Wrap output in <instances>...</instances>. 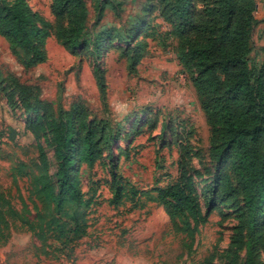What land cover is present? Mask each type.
Returning <instances> with one entry per match:
<instances>
[{
    "label": "rangeland",
    "instance_id": "374dc122",
    "mask_svg": "<svg viewBox=\"0 0 264 264\" xmlns=\"http://www.w3.org/2000/svg\"><path fill=\"white\" fill-rule=\"evenodd\" d=\"M33 12L54 31L56 19L52 0H26ZM88 22L83 39L87 45L73 51L54 36L44 45L45 61L29 66L24 51H13L0 36V191L20 209L32 206L35 179L40 174L39 148L43 149L47 173L56 182L57 159L51 140L54 123L77 102L86 122L105 127L110 144L101 142L100 156L91 166L75 163L80 189L89 202L85 211L86 234L59 250L53 242L47 255L41 253L25 232H13L0 246V264H243L245 260L246 215L239 190L229 175L234 192L230 198L219 193L207 222L199 226L191 252L180 245L157 190L173 183L184 168L198 172L201 187L212 178L216 160L210 150L212 127L202 109L190 73L173 50L175 40L165 35L171 26L163 20L160 0H112L99 17L95 0H84ZM213 0H190L196 22ZM254 24L250 33L249 64L264 57V0H254ZM137 26L128 45V29ZM115 28L104 37L98 59L91 43L102 29ZM146 42L144 56L133 69L131 53L136 41ZM104 71L105 91H100L93 68ZM85 130L81 131L83 135ZM125 183L144 194L134 203L114 208L107 204L112 194L111 167ZM203 211L206 205L199 196ZM39 207L40 202H37ZM254 257L264 264V211L261 236Z\"/></svg>",
    "mask_w": 264,
    "mask_h": 264
},
{
    "label": "trees",
    "instance_id": "16d2710c",
    "mask_svg": "<svg viewBox=\"0 0 264 264\" xmlns=\"http://www.w3.org/2000/svg\"><path fill=\"white\" fill-rule=\"evenodd\" d=\"M100 1L99 17L112 0ZM160 1L164 6L163 20L171 26L165 35L175 40L173 50L183 69L190 73L212 127L210 150L216 164L212 178L204 180L202 187L196 182L198 172L182 168L175 182L157 190L156 201L168 216L173 233L180 236V245L191 252L199 226L207 222L217 194L226 199L234 192L228 183L229 175L220 173L226 168L240 192L246 215L243 264H260L254 257V248L260 241L264 211V57L256 66L249 64L254 0H213L205 6L204 20L200 22L191 15L190 0ZM52 12L56 19L54 31L26 0H0V36L13 51H24L29 66L45 61L44 45L50 36L68 50L87 45L83 39L88 22L84 0H52ZM136 26L137 23L128 29L126 36H117L130 45ZM116 31L114 27L107 28L95 35L91 43L95 59L104 37ZM146 46V42L136 41L125 51L131 53L129 69L142 59ZM93 71L104 93V71L98 64ZM85 119V111L75 102L61 113V122L54 123L50 133L57 159L56 182L48 175V164L39 148L41 172L35 179L32 206L23 203L17 209L0 191V246L9 241L13 232H25L30 234L33 245L47 255L53 242L58 244L55 248L64 250L68 243L86 234L85 211L90 201L84 198L74 165L91 166L100 156V143L109 145L115 137L110 133L106 136L105 127L95 120ZM113 169L112 165L113 191L107 204L116 208L125 202L134 203L144 193L125 183ZM201 194L206 211L198 201ZM225 264H234V260Z\"/></svg>",
    "mask_w": 264,
    "mask_h": 264
}]
</instances>
